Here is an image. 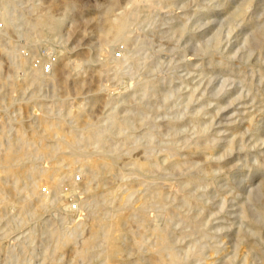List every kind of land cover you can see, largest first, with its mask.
I'll return each instance as SVG.
<instances>
[{
  "label": "rangeland",
  "instance_id": "obj_1",
  "mask_svg": "<svg viewBox=\"0 0 264 264\" xmlns=\"http://www.w3.org/2000/svg\"><path fill=\"white\" fill-rule=\"evenodd\" d=\"M155 1L149 6L145 2L131 5L129 0H0V165L4 150L15 143L16 148L24 147L31 154L23 164L40 171L19 174L16 186L23 190L13 188L10 178L6 179L8 185H2L0 264H147L150 255L146 249L155 244L150 228L170 223V237L183 258L201 245L208 247L200 258L186 257V264H229L230 259V264H262L250 251V244L264 251V231L262 236H251L240 213L245 208L258 220L256 208L264 206V167L258 169L254 158L258 155L257 161L264 166V142H254L244 119L251 113L264 137V103L259 100L264 94V79H260L264 76V0L247 4L246 0ZM242 4L244 13L235 16ZM203 8L209 10L194 13ZM128 10L132 12L126 34L129 39L123 43L122 39L102 38L98 28L104 26L105 19ZM44 14L61 18L57 30L43 31L35 25ZM174 25L185 29L174 32ZM215 35L220 40L217 47L212 46ZM213 59L226 62L228 69H243L252 88L248 90L232 78L224 80L218 71L206 76L189 72L198 66L208 67ZM58 61L66 65L54 74ZM152 78L160 83L156 93L140 92V79ZM191 86L197 88L189 108L195 109L203 93L213 117L207 136L219 129L222 136H228L225 119L237 125L239 135L232 152L222 164L215 158L203 160L194 155L196 166L140 173L135 164L150 155L151 147L159 150L160 139L175 131L167 118L183 111ZM164 95L168 96L166 105ZM140 103L146 111H140ZM140 116L145 118L141 126ZM112 117L125 125H111ZM47 123L52 126L46 131ZM55 126L60 129L58 135ZM91 128L103 141L80 142L85 156L89 153L94 159L106 158L112 163L111 169L96 176L86 165L90 158L85 161L84 155L70 163L68 148L35 153L38 140H29L25 146L18 139L20 129H25L29 139L32 133L46 134L42 143L53 146L59 137L70 138V131L81 138ZM154 130L157 133L150 140L147 134ZM124 135L129 138L125 140ZM179 136L188 143L195 137L190 126ZM157 158L162 162L158 151ZM53 167L59 168L61 175L56 191L41 175L42 170ZM206 170L212 174L203 179ZM184 176L198 178L196 187L192 184L188 190L196 195L194 205L173 198L176 190L172 188H178ZM155 190L166 192L165 204L153 198ZM143 202L145 243L140 246L142 230L136 214ZM113 208L129 217L128 221L118 224ZM183 213L198 217L203 232L182 221ZM100 220L114 233L123 234L121 261L104 258L102 237L94 240L86 255L78 254L93 232L101 230ZM239 229L243 232L240 242L236 236ZM64 239L70 242L59 249Z\"/></svg>",
  "mask_w": 264,
  "mask_h": 264
},
{
  "label": "bare ground",
  "instance_id": "obj_2",
  "mask_svg": "<svg viewBox=\"0 0 264 264\" xmlns=\"http://www.w3.org/2000/svg\"><path fill=\"white\" fill-rule=\"evenodd\" d=\"M250 1L251 0H246L244 4H247ZM129 2L131 5H139L140 3L145 2V3H148L149 6H151V5H154V3L156 1L155 0H129ZM244 4L237 7L235 12L233 13L235 16H241L244 13V10H245ZM207 9L208 8L198 9L194 13L195 14H202L205 10L206 11L209 10V9L208 10ZM44 16H45V14H44ZM131 17H132V12L129 10L126 12H122L119 16L114 17V18H108V17L106 18L105 17L106 19L104 21V26L102 28H98V30L100 29V34L102 35V38L104 36V37H107L108 39H110L111 41H113V40L117 41V39H122L123 43L126 42L129 39V36H127L126 34L128 33V24L130 27L129 22L131 20ZM4 20H6V19H4ZM61 21L62 20L59 17L53 18L50 16H45V17L38 19V21L35 23V25L40 30H43V31L44 30H57L61 24ZM6 26L8 27L7 23H6ZM184 29H185V27H183L182 29H179L175 25L172 26V30L174 32L178 31V30H180L182 32V31H184ZM189 36L194 37L195 34L190 33ZM103 41H105V40H103ZM212 41H213L212 46H214V47L219 46L220 40H219L218 35H215L214 40H212ZM59 62L60 61H58V63ZM208 64H209L208 67L198 66L196 69H190L189 72L192 74L197 73V75L206 76L207 74H210L212 71H218L223 76L224 80H226V78H232L233 80L234 79L238 80L242 84V86H245L248 90H250L252 88L251 82L248 81L249 79L248 80L245 79L243 69H239V70L228 69L226 62H224L222 60L215 61L213 59V60H211L210 63L208 62ZM65 65H66V63H64V62L59 63V65L56 66L55 69L53 70V73L55 74L56 70L64 68ZM186 65L187 64H185V66ZM176 66L177 67L181 66V64L176 65ZM188 70L189 69H187V71ZM147 77H149V76H147ZM44 78H45V76H44ZM260 79L263 80L264 76L263 75L260 76ZM159 86H160L159 80L153 79V78L152 79H140V82L137 83V88L143 94H145L149 90L154 91L153 93H156ZM196 88L197 87H195V86L192 87L191 90L189 91V94L186 96V98H184V99H187V102L185 103L183 111L178 113L176 116L173 115L174 117L171 115V116H168V118H167L168 125L172 128H175V131L171 132L168 135L167 139H160L161 147L159 150H156L154 146L151 147V149L153 151L150 152V155L147 156V158L144 161L135 164L136 169H138L140 171V173L147 174V173H149L151 171H155V170L156 171L157 170H159V171L160 170H181L182 168L186 169L185 167L196 166V164H194L195 162L192 161V157L194 155H197L198 157L200 156L201 158H203V160H209L211 158H215L219 164H222L225 155L232 152V150L234 148V142H235L234 139L237 135H239V130L237 128V125L234 124L233 122H231L233 120L228 121L227 119H225L227 121L225 123V126H228L225 128V131L229 132L228 136H226V137L222 136L220 129H219V131L214 132V134H212L211 136H207V133L211 129V122H212L213 117H212V115H210V112L207 109L205 95L203 93L200 95L201 100L198 103V105L195 107V109L189 108L190 103L192 102L194 97H196V96H194V92H195ZM140 95H141V93H140ZM30 99H33V97H31ZM167 100H168L167 95L162 96V102L164 105H166L165 103ZM259 100H260V103H264V94L260 95ZM166 107L167 106H165L162 109V112L164 111V109ZM147 108H148V106H147ZM140 111H146L145 110V104L140 103ZM229 112H230V110H229ZM143 119H145V118H142L140 116V126L143 124ZM244 119H246L248 121V123H247V124H249L248 130L250 131L251 136L254 139V142H256V143L258 141H260L261 143L264 142V137L261 136L262 133L260 134V127L256 124H254L252 114L251 113L245 114ZM110 122H111V125H116L119 127L125 125L124 121L118 120L114 117L110 118ZM51 126L52 125H48V123H47V124H45V126L43 128H44V130L47 131V130H49V128ZM152 126L155 129H158L157 125L154 122H152ZM189 126L193 130V135H195L194 140L191 141L190 143H188V141H185L183 137L179 136L180 131H183V129H185L186 127H189ZM166 129H168V127ZM59 130H58V127L55 126L54 131L57 135H58ZM17 132H18V129H17ZM25 132H26L25 129H20L18 139H22L25 146H27L29 140H31L32 142H35L36 140H38V142H40V145L38 146L35 153L40 152L42 154H47V153L49 154V153L54 152L60 148H68L69 151H68L67 157H68V160L70 163L75 162L78 158L82 157L83 155L85 156V154H86V152L81 148V146L79 144L80 142L87 143L90 140H95L98 142L103 141V136L98 134L93 128L88 129L87 132L85 131L86 135L81 137V138H77L76 135H74L70 131L69 132L70 138L61 139V137H59L60 139H58L57 144L53 145V146H49L50 144L46 145L45 143H42L46 134L45 135L44 134L38 135L37 133H32V137L29 139ZM156 133H157L156 130L149 132L147 134L148 138L150 140H152L155 137ZM123 138L125 140H127L129 138V136L124 135ZM241 143H243V142H241ZM13 144H15V143H13ZM13 144H10L4 150L5 153H3V155H4L3 156V162L0 165V195L1 194L3 195V193H1L3 191L2 185H8L6 182L7 178L11 179L10 183H11L13 188H15L16 190H23V189H20L16 186L19 174L20 173L21 174H33V173L39 174L40 173V171L35 169V167L23 164V160L31 157V154L28 152V150L24 147H23L24 149L23 148L22 149L16 148V146ZM17 146H18V144H17ZM19 146H21V145L19 144ZM103 146H104V144H103ZM140 147H141V145H140ZM239 147H240V145H239ZM241 147L244 150L246 149L244 144H242ZM157 151L162 154V162L158 161ZM257 156H255L254 158H255V161L257 162L256 165H258L257 166L258 169L261 170L264 166H263V164H261L257 161ZM86 158H90V160L86 161ZM251 158H252V156H251ZM83 159L87 162L86 165H88L89 169L91 170L92 176L100 175L104 170H109L112 168V163H111L110 159H106V158L94 159L91 156V154H89V153ZM1 161H2V159H1ZM207 165H209V164H207ZM200 168H203V167L201 166ZM213 171L215 173L217 170L216 171L213 170ZM57 172H59V168H54V167L52 169L42 170V172H41V175L46 177V179L48 178V180L52 183V185L54 187V191H56L58 188L57 182L59 181L58 176L60 175L59 174L60 172L59 173H57ZM89 173H90V171H89ZM200 173H201V171H200ZM211 174H212L211 170H206L204 172L203 179L209 178L211 176ZM196 181H198V178H193L190 176L182 177L179 180V185H177L178 188L177 187L172 188L174 191L176 190V193L174 194L173 198L179 199L181 201V203L185 204V205L196 204L197 203L196 197H195L196 195L193 196L188 191L189 187L192 184L194 185V183ZM175 183H177V182H175ZM174 185H176V184H174ZM199 185H202V184L199 183ZM163 186H165V185H163ZM194 186L196 187V185H194ZM261 187H264V184ZM169 188H171V187H169ZM156 189H157V187H156ZM23 192L27 193V196H28L27 190H24ZM171 193H174V192H171ZM152 196H153V198L156 199L157 203H160L162 205L166 203V198H167L166 192H164L162 190H155L153 192ZM144 205L145 204L143 202L142 206L139 207V209H137V214H136L137 223H139L140 229L142 230L141 236H140V246H142L145 243V237H144V233H143V229L146 227V224H144L145 220L143 218ZM112 211L114 212V216L117 219L118 224H120L122 222L124 223L125 221H128L129 217L120 213L118 208H113ZM255 212L258 213L259 219H258V217L256 218L258 220L252 219L250 217L248 211L245 208L241 209L240 217H241V220L244 222L245 227H247V230L251 234V236L252 235H261L262 236L261 233H262V231H264V206L260 205L259 207L256 208ZM257 213H256V215H257ZM181 216H182V221L187 222L192 229L202 231V225L200 224V219L198 217H196V216L191 217L189 213H183ZM102 220H103V218H102ZM100 221H99V227L98 228H100L101 230H95L93 232L91 238H89L85 241L82 249L78 252V254L80 256L86 255L90 251V248L92 247V245L94 243V240L97 237H102V239L104 240V243H105V248L103 250L104 251L103 252L104 258H106V260H107V258H115V259H117V261H121L123 249L120 247L119 242L123 238V234L122 233H114L110 229V226H108L106 224V222H104V221L100 222ZM170 225H171V223L166 224L164 227L153 226L150 228V234L154 236L155 244L153 245V247L146 249V252H148L150 255V257L148 258L149 264H186V262H187L186 257H188V256L193 257L194 256V257L200 258L203 255L204 251L207 250V248H208L207 246L201 245L198 247V249L195 252H191V251L187 250L188 252H186V257L184 256V258H183L179 254V252L177 251V248H175L174 240L170 237V233H169L170 232L169 231ZM262 228H263V230H261ZM242 235H243V232L240 229L237 230L236 236H237L238 242H240V240L242 239ZM136 241H138V240H136ZM69 242H70V239H66L65 241L58 244V248L59 249L63 248ZM250 251L252 253H254L255 255H257L261 259L262 264H264V251L259 247V245L251 242ZM229 261L231 263V259ZM127 263L129 264V262H127ZM139 264H145V263H142L139 261Z\"/></svg>",
  "mask_w": 264,
  "mask_h": 264
}]
</instances>
